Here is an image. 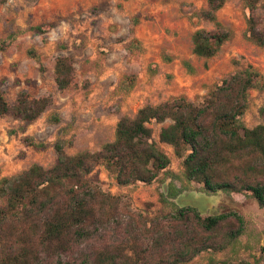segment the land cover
Segmentation results:
<instances>
[{
  "label": "rangeland",
  "instance_id": "1",
  "mask_svg": "<svg viewBox=\"0 0 264 264\" xmlns=\"http://www.w3.org/2000/svg\"><path fill=\"white\" fill-rule=\"evenodd\" d=\"M206 4L207 0H0V91L10 104L21 92L52 100L31 123L0 117V179L34 164L52 167L56 142L69 156L98 152L114 140L122 117L132 119L145 105L179 97L200 103L225 77L247 67L258 72L261 81L248 93L241 122L249 129L260 124L264 48L248 38L249 11L241 0L225 3L216 15L229 39L205 59L193 54L192 35L214 29L199 16ZM255 14L264 21V0H259ZM42 25L51 29L36 30ZM31 50L38 60L28 54ZM60 56L70 58L74 68L72 86L64 91L55 83L54 65ZM170 124L166 120L148 125L152 140L170 160L167 171L151 184L117 186L103 166L90 174L103 191L119 197L118 221L128 215L136 219L135 233L141 239L151 229L149 220L186 208L178 206L177 196H203L209 205L204 211L195 209L199 216L235 214L242 218L243 232L225 250L202 252L186 264H208L211 259L264 264V208L250 193H208L201 184L188 182L173 148L159 141L161 130ZM25 138L44 148L26 146ZM169 187L180 193L170 198ZM140 218L148 220L145 227ZM237 224L230 216L218 232L223 235Z\"/></svg>",
  "mask_w": 264,
  "mask_h": 264
},
{
  "label": "trees",
  "instance_id": "2",
  "mask_svg": "<svg viewBox=\"0 0 264 264\" xmlns=\"http://www.w3.org/2000/svg\"><path fill=\"white\" fill-rule=\"evenodd\" d=\"M227 1L207 0L200 11V18L214 29L193 33L195 56L209 59L229 39L216 15ZM241 1L249 11L248 38L264 48L260 26L264 21L255 14L259 0ZM50 29L51 25L36 27L43 33ZM28 54L38 60L33 50ZM54 74L58 90L71 87L72 60L56 58ZM260 81V74L247 67L225 77L200 103L179 97L145 105L134 118L122 117L114 140L98 152L69 156L56 142L52 167L34 164L0 179V264H186L202 252H220L234 244L243 232L241 217L230 213L201 217L190 207L149 220L151 229L137 238L136 219L128 215L118 221L119 197L103 191L90 174L103 166L117 186L151 184L167 171L170 160L152 140L148 125L170 120L159 141L173 148L188 182L201 184L208 193H250L264 208V106L259 110L260 124L249 129L241 122L248 93ZM51 104L50 97L33 98L26 92L10 104L0 91V117L31 123ZM24 144L44 148L30 138ZM178 193L169 187L167 195L173 198ZM230 216L236 217L237 227L221 235L218 230ZM138 220L144 227L148 222ZM208 264L249 263L211 259Z\"/></svg>",
  "mask_w": 264,
  "mask_h": 264
},
{
  "label": "water",
  "instance_id": "3",
  "mask_svg": "<svg viewBox=\"0 0 264 264\" xmlns=\"http://www.w3.org/2000/svg\"><path fill=\"white\" fill-rule=\"evenodd\" d=\"M176 202L180 207H190L199 211H204L209 205V202L205 197L200 196L195 198L189 193L177 196Z\"/></svg>",
  "mask_w": 264,
  "mask_h": 264
}]
</instances>
